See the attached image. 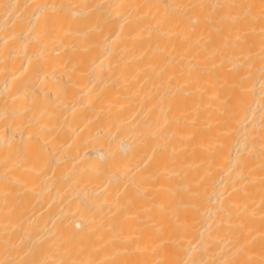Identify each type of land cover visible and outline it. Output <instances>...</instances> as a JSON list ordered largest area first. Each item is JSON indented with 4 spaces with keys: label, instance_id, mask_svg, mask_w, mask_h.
I'll return each mask as SVG.
<instances>
[{
    "label": "bare ground",
    "instance_id": "6f19581e",
    "mask_svg": "<svg viewBox=\"0 0 264 264\" xmlns=\"http://www.w3.org/2000/svg\"><path fill=\"white\" fill-rule=\"evenodd\" d=\"M262 4L0 0V262L264 264Z\"/></svg>",
    "mask_w": 264,
    "mask_h": 264
},
{
    "label": "snow or ice",
    "instance_id": "6c2138e0",
    "mask_svg": "<svg viewBox=\"0 0 264 264\" xmlns=\"http://www.w3.org/2000/svg\"><path fill=\"white\" fill-rule=\"evenodd\" d=\"M5 7H10V5H5ZM216 7H239V6L238 5H227V6L221 5V6H216ZM261 19H264V4H262ZM249 71H251V65H249ZM260 72H261L262 80H264V48H262ZM262 87H264V83H262ZM0 264H4V262H0ZM194 264H199V262H194ZM220 264H225V262L221 261Z\"/></svg>",
    "mask_w": 264,
    "mask_h": 264
}]
</instances>
